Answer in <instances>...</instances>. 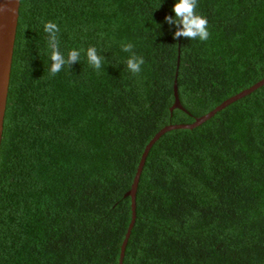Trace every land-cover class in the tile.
Masks as SVG:
<instances>
[{
    "label": "trees",
    "instance_id": "obj_1",
    "mask_svg": "<svg viewBox=\"0 0 264 264\" xmlns=\"http://www.w3.org/2000/svg\"><path fill=\"white\" fill-rule=\"evenodd\" d=\"M174 2L21 0L0 153V264H120L127 194L153 138L264 80V0H198L206 41L174 39L165 23ZM48 22L65 58L80 52L56 74ZM89 47L104 57L99 70ZM132 54L144 59L140 73L127 70ZM176 80L187 112L171 111ZM123 264H264V87L155 144Z\"/></svg>",
    "mask_w": 264,
    "mask_h": 264
},
{
    "label": "water",
    "instance_id": "obj_2",
    "mask_svg": "<svg viewBox=\"0 0 264 264\" xmlns=\"http://www.w3.org/2000/svg\"><path fill=\"white\" fill-rule=\"evenodd\" d=\"M21 0H0V153L3 141V134L5 128V118L7 112V104L9 97V89L12 76L13 58L16 46V39L18 33L19 19H20ZM264 87V80L257 83L248 90L243 91L237 96L225 101L222 105L217 107L214 111L207 114L204 117L196 119L194 124L191 125H172L161 130L147 146L141 163L139 165L132 190L127 194L132 200V221L128 229L125 241L122 245L120 264L124 263L125 254L129 239L137 220V192L141 180V176L146 164L147 158L155 146V144L168 132L174 130H193L196 129L212 118H214L219 112L223 111L227 107L236 103L237 101L250 96L260 88ZM175 104L172 108V112L175 110H181L187 112L181 103L179 96V89L177 80L174 86Z\"/></svg>",
    "mask_w": 264,
    "mask_h": 264
},
{
    "label": "clouds",
    "instance_id": "obj_3",
    "mask_svg": "<svg viewBox=\"0 0 264 264\" xmlns=\"http://www.w3.org/2000/svg\"><path fill=\"white\" fill-rule=\"evenodd\" d=\"M198 0H175L171 12L173 15L165 17V23L168 26L175 27L173 33L174 39L180 37L189 38L190 40L199 39L206 41L209 38V31L207 28L208 20L206 17L196 12ZM161 7V5H160ZM159 7V8H160ZM44 30L49 34L50 39L48 47L50 49V65L48 70L52 74L60 72L65 65H71L78 62L80 52L79 50H71L67 58L60 51L57 32L58 26L55 23L48 22L44 26ZM133 45L123 44L122 49L125 52H131ZM88 63L95 69L99 70L102 67L103 59L95 47H89L86 52ZM144 59L136 54H132L126 61L127 70L132 73H140Z\"/></svg>",
    "mask_w": 264,
    "mask_h": 264
}]
</instances>
